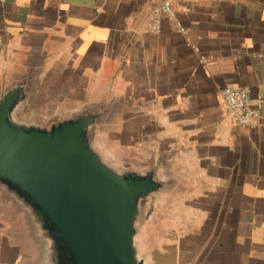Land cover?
<instances>
[{
	"label": "crops",
	"instance_id": "0c3cea01",
	"mask_svg": "<svg viewBox=\"0 0 264 264\" xmlns=\"http://www.w3.org/2000/svg\"><path fill=\"white\" fill-rule=\"evenodd\" d=\"M155 1L0 0V90L29 72L27 117L108 109V160L175 186L171 264H264V0H174L152 31ZM228 87L262 101L257 124L227 120Z\"/></svg>",
	"mask_w": 264,
	"mask_h": 264
},
{
	"label": "water",
	"instance_id": "95a60500",
	"mask_svg": "<svg viewBox=\"0 0 264 264\" xmlns=\"http://www.w3.org/2000/svg\"><path fill=\"white\" fill-rule=\"evenodd\" d=\"M34 81L28 72L0 90V195L27 223L37 255L26 264H147L144 209L169 182L155 164L117 166L96 146L105 106L24 115Z\"/></svg>",
	"mask_w": 264,
	"mask_h": 264
},
{
	"label": "rangeland",
	"instance_id": "374dc122",
	"mask_svg": "<svg viewBox=\"0 0 264 264\" xmlns=\"http://www.w3.org/2000/svg\"><path fill=\"white\" fill-rule=\"evenodd\" d=\"M167 190L161 192L157 200L148 204L143 213L142 232L139 236V245L143 237L148 236L153 253H147V264H171V255L168 247L156 248V240L169 242L177 232L179 215L174 209L173 199L177 203L178 197L172 196L175 188L171 180ZM178 190L176 189L175 192ZM146 233V234H145ZM31 234L22 215H19L13 204L4 201L0 195V264H26L31 261L29 256L35 257L37 250L30 243ZM162 243V242H161ZM143 249V248H142Z\"/></svg>",
	"mask_w": 264,
	"mask_h": 264
},
{
	"label": "built area",
	"instance_id": "2783aa9c",
	"mask_svg": "<svg viewBox=\"0 0 264 264\" xmlns=\"http://www.w3.org/2000/svg\"><path fill=\"white\" fill-rule=\"evenodd\" d=\"M162 19L176 22L174 0L154 2L149 19L150 30L157 31ZM221 97L224 115L230 123L249 127L261 120L262 101L254 104L248 88L228 87L221 91Z\"/></svg>",
	"mask_w": 264,
	"mask_h": 264
}]
</instances>
